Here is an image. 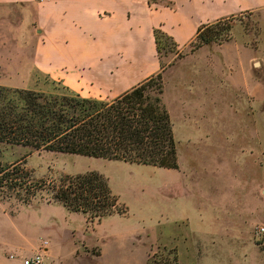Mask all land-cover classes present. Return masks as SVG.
<instances>
[{"label": "rangeland", "instance_id": "rangeland-1", "mask_svg": "<svg viewBox=\"0 0 264 264\" xmlns=\"http://www.w3.org/2000/svg\"><path fill=\"white\" fill-rule=\"evenodd\" d=\"M202 31L215 35L217 42L232 36L214 50L222 58L220 77L216 76L220 103L209 106L207 102L204 133L190 131L182 98H192L198 78L208 85L209 76L192 73L188 83L193 88L187 86L179 96L171 71L163 75L162 99L173 113L178 161L186 175L184 189L175 172L152 164L0 143L2 161L19 160L38 179L87 170L102 173L126 208L98 223L87 222L81 211L44 198L22 203L14 197H0L1 260L14 261L11 255L19 254L16 247L27 248L31 239L51 238L57 243L56 255L71 264H146L149 254L161 256L163 246L176 247L177 264H264V233L255 232L256 225L264 226V90L255 92L251 103L248 94L253 87L232 80L239 79L253 52L264 56V19L260 13L244 12L213 21ZM198 39L184 50L192 49ZM175 50L172 40L159 34L163 64ZM30 51L26 39L16 43L2 39L0 82L53 89L56 84L51 77L26 68ZM252 67L255 76H264L258 59ZM85 88L81 93L89 95V86ZM82 242L91 246L89 256L76 254V247L85 249ZM99 249L101 255L91 254Z\"/></svg>", "mask_w": 264, "mask_h": 264}, {"label": "crops", "instance_id": "crops-1", "mask_svg": "<svg viewBox=\"0 0 264 264\" xmlns=\"http://www.w3.org/2000/svg\"><path fill=\"white\" fill-rule=\"evenodd\" d=\"M244 12L260 13L264 19V0H0V28H5L0 31V42L6 39L16 43L26 39L31 45L30 66L26 68L59 80L81 95L89 86V95L83 96L94 98L114 97L158 71L162 77L164 71H171L173 85L180 96L187 86H194H190L188 77L194 72H204L209 76L208 85H202L198 78L192 98H182L185 120L191 125L190 131L196 134L204 133L207 102L209 106L220 103V96L216 97L220 81L216 76L220 77L222 58L214 50L222 48L232 36L220 42L211 41L184 49L201 25ZM154 28L168 34L177 50L164 67H161L157 52ZM202 49L208 51L201 52ZM227 59L234 61L237 58ZM255 59L264 72V56L253 52L239 79H232L253 87L248 94L251 103L257 97L255 92L258 95L264 90V76H255L252 67ZM167 110L172 117L170 106ZM251 139L254 140V136ZM253 148L254 142L249 148L250 154ZM162 168L169 173L175 172L184 189L186 175L179 161L178 167ZM115 214L120 215L112 213L101 220ZM43 241H46L47 249L42 264H71L66 257L56 255L57 243L51 238L31 239L27 248L17 246L19 254L11 256L15 260L7 263L0 259V264H24L23 258L39 251ZM82 243L85 249L76 247V254L89 256L91 246ZM91 254L99 256L102 250Z\"/></svg>", "mask_w": 264, "mask_h": 264}, {"label": "trees", "instance_id": "trees-1", "mask_svg": "<svg viewBox=\"0 0 264 264\" xmlns=\"http://www.w3.org/2000/svg\"><path fill=\"white\" fill-rule=\"evenodd\" d=\"M208 24L197 29L194 39H199L193 48L216 41L215 35L202 31ZM153 31L159 54V34L171 37L160 28ZM51 80L56 84L51 90L0 83V143L178 167L173 123L162 99L161 71L110 98L83 96ZM0 197L22 203L44 198L81 211L87 222L126 211L107 178L96 170L38 179L19 160L0 159ZM158 254H149L146 264L178 263L175 246H163Z\"/></svg>", "mask_w": 264, "mask_h": 264}, {"label": "built area", "instance_id": "built-area-1", "mask_svg": "<svg viewBox=\"0 0 264 264\" xmlns=\"http://www.w3.org/2000/svg\"><path fill=\"white\" fill-rule=\"evenodd\" d=\"M255 232L257 234L262 235L264 233V226L263 225H256L255 226ZM46 249H47L46 241H43V243L39 246V251L35 252L30 257H24L23 263L24 264H42L44 252L46 251Z\"/></svg>", "mask_w": 264, "mask_h": 264}]
</instances>
